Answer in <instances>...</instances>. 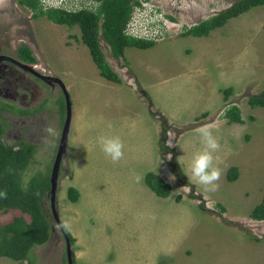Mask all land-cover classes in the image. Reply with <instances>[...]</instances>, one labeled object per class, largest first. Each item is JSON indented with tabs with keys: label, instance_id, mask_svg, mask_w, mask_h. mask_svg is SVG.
I'll return each mask as SVG.
<instances>
[{
	"label": "rangeland",
	"instance_id": "obj_1",
	"mask_svg": "<svg viewBox=\"0 0 264 264\" xmlns=\"http://www.w3.org/2000/svg\"><path fill=\"white\" fill-rule=\"evenodd\" d=\"M235 1L148 0L144 21H169V28L153 46L127 47L120 58L101 37L107 60L121 76L114 82L100 74L78 26L34 18L18 0H0V52L18 58L19 45L28 44L36 64L60 78L71 97L57 212L76 238V264H264V220L250 217L264 194V107L249 103L264 91V6L207 36L183 34ZM26 21L33 32L29 40L17 28ZM47 84L0 61V115L8 121L4 139L37 145L26 179L51 173L67 116L62 86ZM233 104L243 123L224 116ZM10 106L41 108L20 115ZM49 126L56 135L46 133ZM203 126L212 128L221 145L214 153L222 172L216 192L190 179ZM100 136L123 141L119 163L101 151ZM231 166L239 169L234 181L227 178ZM149 171L171 183L170 196H159L146 184ZM136 176L142 177L139 183ZM71 186L80 191L75 202L68 195ZM44 209L53 229L48 242L33 249L35 264H67L66 237L53 219L49 196ZM20 213H0V225ZM0 264L30 263L3 256Z\"/></svg>",
	"mask_w": 264,
	"mask_h": 264
},
{
	"label": "trees",
	"instance_id": "obj_2",
	"mask_svg": "<svg viewBox=\"0 0 264 264\" xmlns=\"http://www.w3.org/2000/svg\"><path fill=\"white\" fill-rule=\"evenodd\" d=\"M100 1L96 12L89 9L77 11L54 7L44 9L39 0H21L20 2L33 10L35 18L46 16L58 24H66L70 27L79 26L81 41L89 47L100 74L108 80L120 82L121 76L107 60L100 38L105 39L116 58L125 57L127 47L148 48L153 46L156 40L138 38L125 33L134 6L141 4V0ZM259 5L264 6V0H236L226 9L194 24L183 34L207 36L211 30L224 26L231 18ZM170 18L174 19L172 16ZM18 52L20 58L27 63L37 61L33 50L26 43L19 47ZM249 103L253 107H264V91L250 96ZM12 108L16 109V113L26 115L35 113L41 107L28 109L10 106L7 109L12 111ZM224 116L229 122H244L241 109L237 104L229 106ZM7 127V118L0 115V191L7 192L6 199L0 198V213L11 209H18L21 213L14 216L11 221L0 225V258L6 256L17 261L27 260L30 264H35L33 249L47 243L53 229L52 221L44 209V201L47 196L50 197L51 173L39 172L28 179L25 178L30 164L34 161L37 145L22 139L7 143L4 139ZM50 167L52 170L53 166ZM238 174V167L231 166L227 178L234 181L238 178ZM145 182L159 196L168 197L172 193L171 183L155 172H147ZM68 195L75 202L80 197V191L71 186L68 189ZM250 217L264 220V194L261 202L250 212ZM53 219L56 222L54 216ZM65 232L73 244L76 241L75 236L70 230H65ZM73 264H76L75 255Z\"/></svg>",
	"mask_w": 264,
	"mask_h": 264
},
{
	"label": "clouds",
	"instance_id": "obj_3",
	"mask_svg": "<svg viewBox=\"0 0 264 264\" xmlns=\"http://www.w3.org/2000/svg\"><path fill=\"white\" fill-rule=\"evenodd\" d=\"M39 1L44 9L51 8V7L63 8L69 11L89 9L94 12L97 11L98 6L100 5V2H101L100 0H84V1L83 0H62V2L55 5L52 3H47L43 0H39ZM147 1L148 0H141V4L134 6L131 19L128 21L127 26L125 28V33L128 35L134 36V37H138V38L156 40L159 34L163 30H168L167 28H169V25H168L169 21H167L166 23L165 21L158 19L157 22L156 21L149 22L150 26L152 27V34L150 36H143L144 34L135 35V34H131L128 32V28L130 26L131 21L133 20L135 16L138 17L137 9L140 8L141 11L146 9L144 3H146ZM149 11H150L149 13L151 16V12H153L154 10L151 9ZM139 19L141 21L142 20L144 21L142 15L140 16ZM153 29H159L160 32H158L157 34H154ZM36 63L37 62L32 63V64L33 66L37 65L38 67H32V68L35 69L36 71L43 72L44 68H41L39 64H36ZM108 127H111V124H109ZM45 131L48 135H52V136L56 135L55 129L50 126L46 127ZM197 131L200 136V143L202 145V149L193 155V158L190 164V172H191L190 179L198 183L199 185H202L205 191L216 192L219 190V187H220L219 181L221 179L222 172H221V169L216 166V161L218 160V157L214 156V153L220 150L221 145L219 143V140L213 135V131L210 126L200 127ZM97 142L101 147V151L105 154L107 158L111 160L112 163L114 164L119 163L124 158V143L120 139V137L100 136L98 137ZM168 143L170 144V141ZM168 158L171 159V155H169ZM134 179L137 183H139L142 177L136 176ZM172 179H174V177ZM36 195H39V193H36ZM0 198L6 199L7 192L0 191ZM59 227L63 228L64 230H69L70 224L67 221H62Z\"/></svg>",
	"mask_w": 264,
	"mask_h": 264
},
{
	"label": "water",
	"instance_id": "obj_4",
	"mask_svg": "<svg viewBox=\"0 0 264 264\" xmlns=\"http://www.w3.org/2000/svg\"><path fill=\"white\" fill-rule=\"evenodd\" d=\"M3 57H5V56H0V58H3ZM8 59H10V61L20 65L21 67H23L25 69H28L30 71L35 72V70L32 69L29 64H27L21 60L14 59L12 57H8ZM38 74H39V76H41L45 79L48 77L47 79H53L55 81H58L61 84L63 91L65 93V97H66L67 116H66V119L64 122V126H63V130L61 133V138H60L57 154H56L55 161L53 163V167H52V171H51V190H50L51 207H52L53 212H54L55 220H56L57 224L60 225L62 221L58 217V212H57L58 178H59V174H60V166H61L62 158H63L65 150H66L68 133H69V129H70V123H71V118H72V101H71L70 94L66 88V85L62 82V80L60 78L55 77V76H44V75H41L40 73H38ZM61 230L64 233V235L66 237V241H67L66 250H67L68 264H73L74 253L72 250V243L69 240V238L67 237L65 230L63 228H61Z\"/></svg>",
	"mask_w": 264,
	"mask_h": 264
},
{
	"label": "flooded vegetation",
	"instance_id": "obj_5",
	"mask_svg": "<svg viewBox=\"0 0 264 264\" xmlns=\"http://www.w3.org/2000/svg\"><path fill=\"white\" fill-rule=\"evenodd\" d=\"M21 0H18V2L19 3H21L20 2ZM22 4V3H21ZM25 7H27L29 10H31V12H32V15H31V17H34V12H33V10L29 7V6H26L25 4H23ZM35 18V17H34ZM53 22V21H52ZM55 23V22H54ZM25 26H20V27H17L18 29H19V31L18 32H21V33H26L27 35H29V37H28V40H29V38H32V36H33V32H30L29 30H30V27H31V25L26 21L25 23ZM58 24V23H57ZM63 25H66V24H63ZM79 27V26H78ZM80 28V27H79ZM22 39V42H24V38H21ZM24 44V43H23ZM22 45V44H21ZM21 45H19V47L21 46ZM19 47H18V49H19ZM0 56H5V57H3V58H0V61H7V62H9V63H11L12 65H15V66H18V67H20V68H22V69H25V68H23V67H21L20 65H18V64H16V63H14V62H12V61H10V59H8V57H12L11 55H8V54H4V53H1L0 52ZM12 58H14V59H17V60H21V61H23L21 58H20V56H19V53H18V58H15V57H12ZM23 62H25V61H23ZM37 62V61H36ZM25 63H27V62H25ZM27 64H29L30 65V67L32 68V67H38L37 65H34L33 66V64L32 63H27ZM33 69V68H32ZM26 70H28V69H26ZM35 70V69H34ZM30 71V70H29ZM40 73L41 75H44V76H53V75H49V74H45L44 72H39V71H36L35 70V72H33V71H31V73L34 75V76H36V77H39L40 79H42V81L44 82V83H46V82H48V84L47 85H49V82H54V83H56V84H59V85H61L58 81H55V80H53V79H45V78H43V77H41V76H39V74L38 73ZM56 77V76H55Z\"/></svg>",
	"mask_w": 264,
	"mask_h": 264
},
{
	"label": "built area",
	"instance_id": "obj_6",
	"mask_svg": "<svg viewBox=\"0 0 264 264\" xmlns=\"http://www.w3.org/2000/svg\"><path fill=\"white\" fill-rule=\"evenodd\" d=\"M47 3H52V4H59L60 2H62V0H43ZM137 13H138V17H134L133 20L130 23V26L128 28V32L131 34H135V35H141L144 34L143 36H150L152 34V27L150 26L149 22L150 21H141L139 18L141 16V9L138 8L137 9ZM154 34H157L159 31V29H153Z\"/></svg>",
	"mask_w": 264,
	"mask_h": 264
}]
</instances>
